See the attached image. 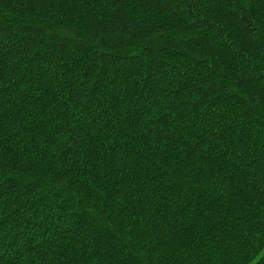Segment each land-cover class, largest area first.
<instances>
[{"label": "trees", "instance_id": "obj_1", "mask_svg": "<svg viewBox=\"0 0 264 264\" xmlns=\"http://www.w3.org/2000/svg\"><path fill=\"white\" fill-rule=\"evenodd\" d=\"M0 264H264V0H0Z\"/></svg>", "mask_w": 264, "mask_h": 264}, {"label": "snow or ice", "instance_id": "obj_2", "mask_svg": "<svg viewBox=\"0 0 264 264\" xmlns=\"http://www.w3.org/2000/svg\"><path fill=\"white\" fill-rule=\"evenodd\" d=\"M2 125H3V114L0 113V126H2Z\"/></svg>", "mask_w": 264, "mask_h": 264}]
</instances>
